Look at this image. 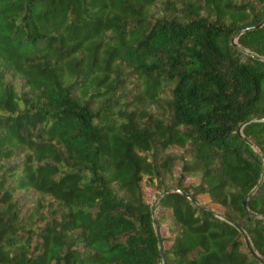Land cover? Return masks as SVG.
<instances>
[{
    "label": "trees",
    "instance_id": "1",
    "mask_svg": "<svg viewBox=\"0 0 264 264\" xmlns=\"http://www.w3.org/2000/svg\"><path fill=\"white\" fill-rule=\"evenodd\" d=\"M263 21L264 0H0V264H162L157 224L167 264H264V122L239 135L264 27L234 45Z\"/></svg>",
    "mask_w": 264,
    "mask_h": 264
},
{
    "label": "water",
    "instance_id": "2",
    "mask_svg": "<svg viewBox=\"0 0 264 264\" xmlns=\"http://www.w3.org/2000/svg\"><path fill=\"white\" fill-rule=\"evenodd\" d=\"M262 27H264V21L261 24H259L258 26L248 27V28H245V29L239 31L237 33L236 39L234 40V45L237 46V41H238V39H239V37L241 35H243L245 33H248V32L257 31V30L261 29ZM255 122H264V119H261V120H257V119L256 120H248V121L244 122L243 124H241V126L239 128V135L242 137L243 128L245 126H247V125H249L251 123H255ZM263 171H264V165H263ZM263 182H264V178H263L261 183H263ZM172 192H179V193L183 194L184 196H186L193 203H196L195 199L192 196H190L187 192H184L182 190H172ZM166 193H167V191L163 192L161 194V197H163ZM243 206H244V209H245L246 213L248 215H252L251 212H250V209L248 208L247 200L244 202ZM230 223L232 225H234L241 232V234L244 236L245 240L249 243L250 241H249V239H248V237L246 235L245 230L241 226H239V225H237V224H235L233 222H230ZM156 231H157V237H158V246H159V250H160V253H161V256H162V264H167L166 257H165V251H164V243H163L160 227H159L158 224L156 225Z\"/></svg>",
    "mask_w": 264,
    "mask_h": 264
},
{
    "label": "rangeland",
    "instance_id": "3",
    "mask_svg": "<svg viewBox=\"0 0 264 264\" xmlns=\"http://www.w3.org/2000/svg\"><path fill=\"white\" fill-rule=\"evenodd\" d=\"M179 175H180V171H179V169L178 168H175V172L173 173V177H172V181H170L169 180V183H168V185H172V187L174 186V184H175V182H176V180L175 179H179ZM192 182H194V181H192V180H188V181H186V183L185 184H190V183H192ZM157 199H158V195H151V198H150V201L152 202V204H155L156 206H157ZM200 200H201V202L202 203H205V204H208L209 203V199H208V197L207 196H202L201 198H200ZM211 209L214 211V212H216V213H222L223 212V209L222 208H220V207H218V206H211Z\"/></svg>",
    "mask_w": 264,
    "mask_h": 264
}]
</instances>
